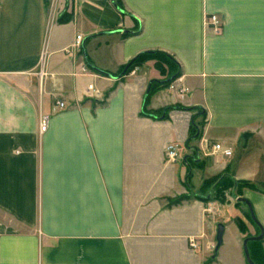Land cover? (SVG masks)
<instances>
[{
  "label": "crops",
  "instance_id": "crops-1",
  "mask_svg": "<svg viewBox=\"0 0 264 264\" xmlns=\"http://www.w3.org/2000/svg\"><path fill=\"white\" fill-rule=\"evenodd\" d=\"M146 51L170 54L189 90L151 91L168 74L154 58L124 71ZM225 172L264 184V0H57L53 19L45 0H0V264H249L246 204L196 193ZM242 196L264 230V190Z\"/></svg>",
  "mask_w": 264,
  "mask_h": 264
},
{
  "label": "trees",
  "instance_id": "trees-1",
  "mask_svg": "<svg viewBox=\"0 0 264 264\" xmlns=\"http://www.w3.org/2000/svg\"><path fill=\"white\" fill-rule=\"evenodd\" d=\"M46 5L49 7L50 5V0H45ZM150 58H154L157 62L158 67L162 70V72L165 73V66L168 67V74L167 77L161 81H154L151 85L150 90L152 91L153 89L159 87V86H168L171 84V82H173V80H175L179 74V65L177 63V61L168 53L163 52V51H146V52H142L139 55H137L135 58H133L125 67H124V71H129L131 69H133L136 66H139L140 64H142L144 61H146L147 59ZM194 110V114L192 117V123H191V128H190V136L188 138V145L197 140L200 136H201V131L202 128L205 124V118H206V112L204 111L203 108L201 107H194L192 108ZM145 114H151V115H162L161 113H154V112H148L145 111ZM194 152H196L198 150V147L196 146H192ZM190 168H192L194 165H197V161L195 158V155H189L186 157L185 159ZM186 186H188V189L190 190V192H192V189H190L191 187L189 186L188 183H186ZM244 188H252V189H259L256 184H253L249 181L246 180H235L229 173L225 172L216 176H213L211 178H207L203 181L201 187L198 189V191L196 192L197 195H199L201 198L203 199H209V200H219L222 203H225L226 200V195L225 193L227 191H232L234 190V192L239 195L242 196V190ZM186 195H184V197L182 196L181 198L177 199V201L185 198ZM209 196V197H208ZM238 203H242L240 201H238ZM248 214H250L249 210H248ZM251 216V214H250ZM252 218V217H251ZM240 226L245 229V225L243 222L240 223ZM250 245H254V251L253 249L250 250V254L252 259L254 260V262L256 264H264V251L260 246V241H250ZM256 256V257H255ZM259 258H258V257ZM258 258V259H257Z\"/></svg>",
  "mask_w": 264,
  "mask_h": 264
},
{
  "label": "built area",
  "instance_id": "built-area-1",
  "mask_svg": "<svg viewBox=\"0 0 264 264\" xmlns=\"http://www.w3.org/2000/svg\"><path fill=\"white\" fill-rule=\"evenodd\" d=\"M56 3H57V0H50V5H49V8H50V17L51 19H53L54 17V14H55V7H56ZM221 17L220 15L216 14V13H213V14H210L209 17H208V25L212 28V30L215 32V33H219L220 30H221ZM82 41H83V37L82 35H78L76 37V40L75 42L73 43L72 45V50H79L82 46ZM93 87H90V89H92ZM169 88L170 89H177L180 93H184V92H187L189 89L188 87L186 86H183V85H179L178 84V79L173 81L170 85H169ZM58 105L60 107L64 106V102L62 101H59L58 102ZM47 127H48V118L45 117V116H42L40 118V131L43 133L47 130ZM207 142V141H206ZM213 151L214 152H221L223 153L224 155L226 156H229L232 154V151L230 148H227V147H224L221 143H213ZM179 157V150H178V147L174 144H170L167 149H166V160L167 161H171V162H175L177 161ZM208 212L212 211V207H208L207 208ZM196 239L195 238H192L190 239V244L192 246H196Z\"/></svg>",
  "mask_w": 264,
  "mask_h": 264
},
{
  "label": "water",
  "instance_id": "water-1",
  "mask_svg": "<svg viewBox=\"0 0 264 264\" xmlns=\"http://www.w3.org/2000/svg\"><path fill=\"white\" fill-rule=\"evenodd\" d=\"M238 200L245 203L249 209V212L251 214L252 219L255 221V223L260 227V234L258 235H254V236H248L245 238L244 240V251H245V255L247 258V261L249 264H256L254 262V260L251 257L250 251H249V247H248V243L250 241H260L264 238V230L262 225L260 224L254 208L252 206V203L250 202V200L246 197L240 196L238 197ZM225 224L223 222H218L217 226H216V236H215V240H216V245H215V249H214V254H213V258L217 257L218 253H219V249L223 244V238H224V233H225Z\"/></svg>",
  "mask_w": 264,
  "mask_h": 264
},
{
  "label": "rangeland",
  "instance_id": "rangeland-1",
  "mask_svg": "<svg viewBox=\"0 0 264 264\" xmlns=\"http://www.w3.org/2000/svg\"><path fill=\"white\" fill-rule=\"evenodd\" d=\"M212 149H213V144H212ZM230 156V155H229ZM201 174V173H200ZM196 175V178L194 179L195 181H199L200 180V176L202 175ZM261 190H264V184L263 183H261V182H257V184H256ZM225 197H226V200L227 199H229V198H231V200H234V201H236V198H235V196H237V194L234 192V190H233V192L232 191H227L226 193H225ZM216 201H218V202H221V201H219V200H217L216 199ZM222 203V202H221ZM226 203V202H225ZM239 205H243L242 203H240ZM227 207H231V208H229V210H228V212H229V214L231 215V216H235V215H237V214H239V212L236 210V208H234L235 206L233 205V206H227ZM246 207H247V205H246ZM223 217H224V215H223ZM219 220H221L220 222H222L224 219H222V217H220V219ZM224 222H229V221H227V219H225L224 220ZM231 226V225H230ZM232 229H233V227L231 226L230 228H228L227 229V231H226V234H225V240H226V242H225V244L224 245H227L228 244V241H229V239L230 238H232V235H234L233 234V231H232ZM226 246H223V248H225Z\"/></svg>",
  "mask_w": 264,
  "mask_h": 264
}]
</instances>
